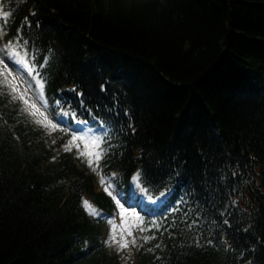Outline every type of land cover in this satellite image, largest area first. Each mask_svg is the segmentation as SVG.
I'll list each match as a JSON object with an SVG mask.
<instances>
[{"label":"trees","instance_id":"obj_1","mask_svg":"<svg viewBox=\"0 0 264 264\" xmlns=\"http://www.w3.org/2000/svg\"><path fill=\"white\" fill-rule=\"evenodd\" d=\"M4 5L11 39L56 53L49 91L68 85L64 108L110 128L103 166L120 190L136 174L185 203L158 230L163 257L139 264H264V0ZM22 117L0 107V264H118L88 253L102 226L81 200L113 212L114 198Z\"/></svg>","mask_w":264,"mask_h":264},{"label":"rangeland","instance_id":"obj_2","mask_svg":"<svg viewBox=\"0 0 264 264\" xmlns=\"http://www.w3.org/2000/svg\"><path fill=\"white\" fill-rule=\"evenodd\" d=\"M5 65H7V67H5ZM9 65H12L14 68L16 63L11 62L10 64L9 62H4L3 64H0V68L6 73L8 72ZM25 94L27 93L25 92ZM25 98L32 103V105L28 108L29 113L33 116H35V113L39 114V116H37L35 119L38 122H41L56 139H62L65 142L64 146L67 145L68 148L73 151L80 165L87 167L89 172L94 173L99 188H110L113 190L114 188L112 183L101 166V159L97 162L95 156L91 155V153L97 151L94 145H99V148L102 149L100 140L97 139L98 137L89 133L81 134V137L83 138L77 137V139L72 144H69V141L72 139L73 135L61 128H58L60 131L59 132L57 128H54L52 124L48 123L49 121L55 120L54 115L51 113L48 114L47 111L43 109V107L35 105V101L32 97ZM77 145H79V147H77ZM80 153L88 154L81 155ZM89 159H92V164L88 163ZM102 177L105 180L104 184H101L100 182ZM135 192L138 193L140 197H144L141 189L138 188ZM117 197L122 201L124 209H127V211H123L120 207L115 214L107 216L106 219L108 224L105 227V231L108 232V240L114 244V246L118 249L119 254H121L122 263L132 264L133 262H136L138 258L136 253L137 245L144 243V239L140 231L141 226L139 219L141 213H145L143 206L146 203L143 202L142 204H137L133 199L125 201L121 198L120 194H118ZM103 239L105 241V235ZM125 240L127 241V247H121V244L124 243ZM133 240H135V243H133Z\"/></svg>","mask_w":264,"mask_h":264},{"label":"snow or ice","instance_id":"obj_3","mask_svg":"<svg viewBox=\"0 0 264 264\" xmlns=\"http://www.w3.org/2000/svg\"><path fill=\"white\" fill-rule=\"evenodd\" d=\"M9 15H10V14H9L8 12H4V17H5V18H7ZM33 15H34V14H33ZM25 21H26L27 23H30V21H27V18H25ZM7 49H8V44H5V45H4V48H3V49H0V64H3V63H4V59H5V58L7 57V55H8V52L6 51ZM11 52H12V53H16V48L13 47V48L11 49ZM17 63H18V64H21L22 67H29V70H31V69H30V66L28 65V61H26V60H23V61H17ZM5 67H7V65H5ZM10 72H11V69H8V72L3 73V75L5 76V78L7 77L8 73H10ZM44 83H45V81H44L43 79H41V80H40L41 90H43V85H44ZM12 88H13L15 91H19V89H16V88H15V84H14V83L12 84ZM73 90H75V89H73ZM13 98L15 99L16 97H13ZM57 103H59V101H57ZM61 114H63V115H68V113H64L63 109H61ZM71 115H72V116H75V113H71ZM66 122H67V121H63V120L61 121V123H66ZM48 123H49V124H52V126H53L54 128H58V127L60 126L59 124H53L52 121H49ZM77 123H79V124H84V123H86V121H84V120H77ZM69 127H71V125H69ZM133 131H135V129H133ZM81 138H83V137H81ZM76 139H77V135L74 133L73 136H72V139L69 141V144H72ZM97 139H99L101 143H104V141L102 140V138H99V137H98ZM77 147H79V145H77ZM94 147L97 149V151L91 153V155H94L96 161L98 162L100 159L103 158L104 150H103V149H100V148H99V145H94ZM65 150H66V151H70L71 149L68 148V146L66 145V146H65ZM80 154H81V155H87L88 153H80ZM88 163H89V164H92V163H93L92 159H89V160H88ZM112 175L115 176L116 174H115V173H112ZM100 182H101V184H104V183H105V180H104L103 177L101 178V181H100ZM105 190H107V188H106ZM109 194H111V193L109 192ZM162 195H163V193H162ZM121 198L124 199L125 201H127V200H129V199H133V200H135V199H143L142 197L139 196L138 193H135V194H133V193L122 194V195H121ZM116 203H117V204H120V200H116ZM83 204H84L86 207H88L89 209H91V204H90V202H89L87 199H85V200L83 201ZM120 207H121V209H122L123 211H127V209H124V205H123V204H120ZM96 214H97V215H101V213H99V212H97ZM113 239H114V238H113ZM145 239H150V237H146ZM208 242L211 243V241H208ZM133 243H135V240H133ZM121 247H127V241H126V240H125L124 243L121 244Z\"/></svg>","mask_w":264,"mask_h":264},{"label":"bare ground","instance_id":"obj_4","mask_svg":"<svg viewBox=\"0 0 264 264\" xmlns=\"http://www.w3.org/2000/svg\"><path fill=\"white\" fill-rule=\"evenodd\" d=\"M101 101H103V100H101ZM106 101H107V100H106ZM105 108H106L107 110H112V109L115 108V103H113L112 100L110 99L109 104H108V105H105ZM184 174H185V172H184Z\"/></svg>","mask_w":264,"mask_h":264}]
</instances>
